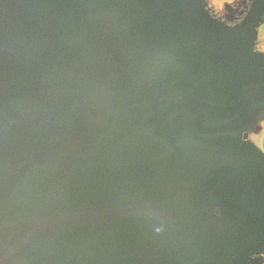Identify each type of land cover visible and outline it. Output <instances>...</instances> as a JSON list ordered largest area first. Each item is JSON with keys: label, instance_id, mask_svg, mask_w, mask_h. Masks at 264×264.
Returning a JSON list of instances; mask_svg holds the SVG:
<instances>
[{"label": "water", "instance_id": "95a60500", "mask_svg": "<svg viewBox=\"0 0 264 264\" xmlns=\"http://www.w3.org/2000/svg\"><path fill=\"white\" fill-rule=\"evenodd\" d=\"M257 3L229 25L206 0H63L86 56L63 59L72 127L43 129L0 179V264H263ZM35 56L0 94L9 119L56 69Z\"/></svg>", "mask_w": 264, "mask_h": 264}, {"label": "flooded vegetation", "instance_id": "af4514ba", "mask_svg": "<svg viewBox=\"0 0 264 264\" xmlns=\"http://www.w3.org/2000/svg\"><path fill=\"white\" fill-rule=\"evenodd\" d=\"M94 1L104 9V0ZM253 1L206 0V7L213 17L224 20L229 25H235L249 15H259L263 12L260 3L252 8ZM73 16L72 12L63 9V0H0V94L4 93L9 83L23 75L26 68L35 60V54L38 55L39 65L47 63V66L53 64L56 66L54 73L41 85L37 92L38 97L26 99L18 105L13 119H9L8 113L0 110V179L9 173L11 162L21 146L29 143L43 129L63 131L72 127L67 121L71 108L63 100V95L67 92L73 93L72 85L75 82H72L71 75L74 65L68 63L70 70L69 78L66 79L63 72L68 65L63 59L68 57L77 61L86 57L85 53L83 56L75 53L76 46L72 41L77 40V37L70 39L63 33V27L67 28L73 24L71 22ZM135 18L136 16L130 18L129 26L138 25ZM88 21L82 18L74 25L82 31L88 28L85 33L91 35V39L98 38L92 29L93 25L88 24ZM262 23L264 21L260 23L258 30ZM127 27L128 24H125L116 28L115 37L127 31ZM259 37L258 34L255 49L262 51ZM88 47H91V43ZM79 69L77 75L82 72V67ZM36 79L40 81L41 78ZM79 121L84 124L83 119Z\"/></svg>", "mask_w": 264, "mask_h": 264}, {"label": "rangeland", "instance_id": "374dc122", "mask_svg": "<svg viewBox=\"0 0 264 264\" xmlns=\"http://www.w3.org/2000/svg\"><path fill=\"white\" fill-rule=\"evenodd\" d=\"M218 1H227V0H218ZM259 36H260L259 46L262 49V51H264V23H262V25L260 26ZM250 139L254 140L259 145L262 143V141L264 140V119L261 120V122H259L256 131L250 134Z\"/></svg>", "mask_w": 264, "mask_h": 264}]
</instances>
